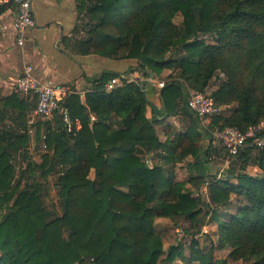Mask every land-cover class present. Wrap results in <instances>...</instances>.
Instances as JSON below:
<instances>
[{
	"label": "trees",
	"instance_id": "16d2710c",
	"mask_svg": "<svg viewBox=\"0 0 264 264\" xmlns=\"http://www.w3.org/2000/svg\"><path fill=\"white\" fill-rule=\"evenodd\" d=\"M77 1L87 34L81 42L83 52L135 60L134 70L145 76L178 68L177 76L201 92L221 73L226 80L210 96L221 107L236 106L230 114L214 117L211 127L245 130L264 119V0ZM7 7L0 6V12ZM177 15L181 21L175 24ZM181 52L180 58L171 56ZM119 75L99 74L84 101L76 93L65 97L71 119L81 123L76 133L68 134L57 119L55 126L43 122L34 126L35 140L43 142L46 153L40 165L29 164L33 180L23 190L12 183V161L29 142L25 116L15 117L23 134L0 133V264L172 262L180 257L181 247L170 246L159 262L164 249L154 232L155 218L186 219L194 228L202 223L207 212L186 183L199 188L207 178L211 219L218 223L214 247H228L231 261L264 264V149H247L237 157L257 164L261 175L225 176L234 177L233 184L204 173L196 163L201 136L178 78L168 76L159 97L165 119L181 114L188 126L181 133L168 128L160 141L153 126L159 112L140 86L129 83L104 90V84ZM15 100L20 112L25 111L18 99L11 97L9 103ZM147 107L151 118L146 116ZM90 113L96 116L94 122ZM112 117L119 121L118 128L108 124ZM149 153L160 163L147 166L140 155ZM188 157L196 161L191 164L195 176L177 181L163 175L165 165ZM56 164L61 167L59 213L44 208L38 195L44 184L32 170L38 167L45 177ZM90 171L94 179L88 178ZM231 194L240 201L227 220H219L217 209L229 204ZM11 200L12 207L5 208L3 203ZM190 243L189 262L227 264L211 262L212 247L202 254L196 241Z\"/></svg>",
	"mask_w": 264,
	"mask_h": 264
},
{
	"label": "crops",
	"instance_id": "0c3cea01",
	"mask_svg": "<svg viewBox=\"0 0 264 264\" xmlns=\"http://www.w3.org/2000/svg\"><path fill=\"white\" fill-rule=\"evenodd\" d=\"M3 5H8V7L0 12V124L1 127H4L2 134L5 133L9 136L23 134L21 131L26 128L22 129L15 118L20 114L25 116L26 127L30 121H33V128L38 122L39 124L48 123L50 126L56 124L53 119L39 120L35 118L33 114L34 100L21 98L15 93L14 82L26 64L34 67V74L39 81L53 85H66L72 93L78 94L82 101H84L85 94L92 89L93 80L102 72L136 74L134 70L137 65L135 60H112L83 52L81 42L84 41L87 34L82 28L84 15L79 14L77 0H33L32 10L35 25L26 30L22 46L16 44L13 30L17 7L11 3L1 6ZM131 70L133 71L131 72ZM144 93L147 100L154 106V110L160 112L163 107L156 85L146 83ZM11 97L21 101L22 103L19 105L25 104V111L20 112L16 106V103L19 102L16 100L9 103ZM146 116L151 118L150 107L146 108ZM177 116L182 115L178 114L163 119L164 116L161 117L159 114L157 116L159 121L155 125H165L167 129L171 128L179 133L184 132L188 124L184 131H179L169 123V118ZM111 119L115 120V117ZM34 135L35 133H33V138ZM199 135L202 134L199 133ZM27 136L30 139L28 133ZM164 139L165 135L163 138H159L160 141ZM206 140L209 139L206 138ZM202 152L199 151L201 157L205 156ZM248 163L252 165L250 161ZM205 167L203 165V170L206 171L207 168ZM250 167L254 169L253 172L256 176L261 175V170L257 164ZM192 169L195 171L194 168ZM206 174L210 175L208 172Z\"/></svg>",
	"mask_w": 264,
	"mask_h": 264
},
{
	"label": "rangeland",
	"instance_id": "374dc122",
	"mask_svg": "<svg viewBox=\"0 0 264 264\" xmlns=\"http://www.w3.org/2000/svg\"><path fill=\"white\" fill-rule=\"evenodd\" d=\"M181 18L179 15H177L173 22L175 24L180 23ZM172 57L180 58L184 56V53H178V54H172ZM178 68H172V69H165L162 71L160 76H156V79L167 81L168 76H172L174 78H178L182 92L187 93L194 90L188 82H186L183 78H179L177 76ZM218 79L213 78L210 82V85L207 87L205 92L207 94H210L212 91H214L218 84L220 82H223L226 80L223 74L218 73ZM236 104L233 103L229 107H223L222 115L230 114L232 110L235 108ZM160 116L163 117V109L159 112ZM165 119V117H163ZM41 120V119H40ZM262 120V119H261ZM169 123H171L176 130L184 131L185 127L188 124V120L185 116H177L175 118H169ZM112 128H118L120 125L118 120L110 119V122L108 123ZM155 123L153 124V126ZM171 125V126H172ZM41 128H44L43 126ZM156 133L159 138H163V132L167 129V126L156 124ZM4 130V127H1L0 124V133ZM34 130V129H33ZM41 132L43 130L41 129ZM35 133V130H34ZM202 138H200L199 142L197 143V147L199 148V151H206L207 148H209L208 154L203 157H200L199 160L196 162L194 158L188 157L185 160H182L181 162H176L174 164H167L163 167L162 173L164 176L171 177L174 180L177 181H183L188 180L189 178L195 176V171L190 168L191 164L193 162H196L198 166L202 165V171L204 173H210V176H215L217 178V175H220L221 180L228 181L230 183L235 184L236 179L234 177H230L225 179V176H232V174H237L245 171L246 173L251 174L252 176H256L253 172L254 169L250 166H254V164H247L244 163L242 160L229 157L225 150H223L220 147L212 146L209 140H206V138L209 139L208 136L201 135ZM22 149L18 154H16L15 160L12 161L14 164V178H13V184L18 188V191L23 190L25 187V184L30 183L33 179V174H29L30 170H28V166L30 163L32 165L38 166L42 162V156L46 153V150L44 148L43 142L39 141L37 142L35 140V135L33 140L29 139V142L26 146V148H20ZM255 152V151H254ZM49 155L51 152L48 153ZM155 155V154H154ZM153 154L149 153L141 154L143 161L147 164V166L151 167L157 163H160V160L157 156H154ZM252 155V154H251ZM203 165L206 166L205 170H203ZM242 167V169H240ZM250 167V168H248ZM245 169V170H244ZM26 170V174L23 175V171ZM33 173H36L38 176V182L44 184L43 189L39 190L38 195L41 203L43 204L44 208L46 210H53L55 212L59 213V206H60V199L58 198V174L61 172V167L59 165H55L53 172L47 174V176H42L40 173V170L37 168H33ZM199 170V169H198ZM200 170V171H201ZM232 170V171H231ZM30 176V177H28ZM28 177V178H26ZM95 174L94 171H90L88 178L94 179ZM209 180V178L205 179V182L199 187H193L190 182L186 183L187 188L191 191V194L193 197L199 196L201 199V208L203 212H207V214L204 217V221L200 224H198L195 228L189 224V222L186 219H180V220H169L168 218H160L156 217L154 221V232L155 234L160 238L164 252L160 257V261L164 260L166 258L168 248L170 246L179 245L181 248V255L180 257H175L174 261L172 262H163L162 264H198V262L193 261L189 262L188 258L191 254V247L190 242L192 240L196 241L198 244V248L201 251L202 254L207 253L211 247V255L212 260L211 262L219 261V260H226L227 264H252L253 260H250L248 262H242V261H231L229 258H227L228 253L230 249L228 247H225L223 249H218L215 246V235L214 232L217 229L218 223L213 222L211 219V208L213 207L209 200V193L207 190L206 182ZM18 181V184H16ZM230 202L229 204L225 206H220L217 209V215L219 220H227L229 215L232 214L236 206L238 205L240 199L231 194L230 195ZM5 208H11L12 207V200L9 202L3 203ZM209 208V209H208Z\"/></svg>",
	"mask_w": 264,
	"mask_h": 264
},
{
	"label": "built area",
	"instance_id": "2783aa9c",
	"mask_svg": "<svg viewBox=\"0 0 264 264\" xmlns=\"http://www.w3.org/2000/svg\"><path fill=\"white\" fill-rule=\"evenodd\" d=\"M33 0H0L2 4H13L17 7V12L13 22V30L16 38V44L22 46L26 30L34 27L35 20L32 10ZM71 36V35H69ZM34 67L26 64L21 74L14 82V91L24 99H32L35 102L34 117L39 120L57 119L68 134H74L81 128L78 119L72 120L69 110L65 104V97L72 93L68 86L63 84H49L41 82L34 74ZM133 73H124L112 77L104 84L105 91H111L114 88L125 84L134 83L141 87V83L154 84L158 89L162 88L165 81L156 79L153 74L143 75L138 71ZM145 88V86H144ZM187 110L193 116L200 134H208L210 143L213 146L225 150L229 157L236 158L247 149H264V119L248 126L245 130L234 127L212 126V119L222 115L223 107L217 105L214 99L206 92L192 90L183 93ZM90 122L96 120L93 113L89 115ZM33 121H30L26 127L30 139L33 140L34 128ZM22 133L25 131L22 130ZM220 179V175H217ZM208 183H206L207 185Z\"/></svg>",
	"mask_w": 264,
	"mask_h": 264
},
{
	"label": "water",
	"instance_id": "95a60500",
	"mask_svg": "<svg viewBox=\"0 0 264 264\" xmlns=\"http://www.w3.org/2000/svg\"><path fill=\"white\" fill-rule=\"evenodd\" d=\"M144 86H145V84H144V82H142V83H141V91H142V92H144Z\"/></svg>",
	"mask_w": 264,
	"mask_h": 264
}]
</instances>
